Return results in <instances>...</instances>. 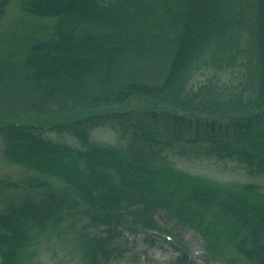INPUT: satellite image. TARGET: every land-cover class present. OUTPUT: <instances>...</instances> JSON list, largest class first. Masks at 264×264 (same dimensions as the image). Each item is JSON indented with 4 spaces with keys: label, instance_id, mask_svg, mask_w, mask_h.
<instances>
[{
    "label": "trees",
    "instance_id": "1",
    "mask_svg": "<svg viewBox=\"0 0 264 264\" xmlns=\"http://www.w3.org/2000/svg\"><path fill=\"white\" fill-rule=\"evenodd\" d=\"M171 154L264 176V0H0V163L24 173L0 165V264L186 230L206 262L264 264V188Z\"/></svg>",
    "mask_w": 264,
    "mask_h": 264
},
{
    "label": "rangeland",
    "instance_id": "2",
    "mask_svg": "<svg viewBox=\"0 0 264 264\" xmlns=\"http://www.w3.org/2000/svg\"><path fill=\"white\" fill-rule=\"evenodd\" d=\"M92 136L99 142L114 146L123 143L120 134L110 126L94 128ZM169 158L179 168L194 174L205 175L221 182L253 183L264 188V176H251L243 167L233 162L224 164L227 162L185 158L176 154H171ZM0 165H3L9 173L14 171L23 173V170L11 164L0 163ZM182 235L184 239L181 245L178 237L126 233V252L122 259L112 264H223L220 260L206 262L203 242L196 233L186 230ZM66 247L69 248V245L65 244L64 247V245H55L50 242L42 251L41 264H78ZM184 255L187 262L178 263Z\"/></svg>",
    "mask_w": 264,
    "mask_h": 264
}]
</instances>
